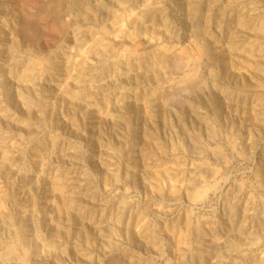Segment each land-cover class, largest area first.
Wrapping results in <instances>:
<instances>
[{"label":"rangeland","instance_id":"rangeland-1","mask_svg":"<svg viewBox=\"0 0 264 264\" xmlns=\"http://www.w3.org/2000/svg\"><path fill=\"white\" fill-rule=\"evenodd\" d=\"M0 264H264V0H0Z\"/></svg>","mask_w":264,"mask_h":264}]
</instances>
